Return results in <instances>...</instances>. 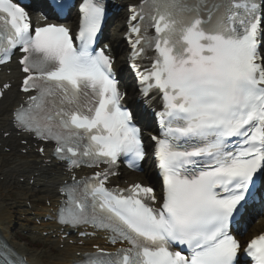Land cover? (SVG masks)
I'll use <instances>...</instances> for the list:
<instances>
[{
    "label": "snow or ice",
    "instance_id": "6c2138e0",
    "mask_svg": "<svg viewBox=\"0 0 264 264\" xmlns=\"http://www.w3.org/2000/svg\"><path fill=\"white\" fill-rule=\"evenodd\" d=\"M49 7L56 15L65 5L51 0ZM79 11L77 48L67 27L33 28L24 7L0 0V64L21 53L25 74L27 96L14 126L54 141V155L70 171L107 166L65 186L58 222L104 230L113 245H128L98 250L86 264H239L241 244L230 227L244 220L257 196L264 206V185L257 189L264 177V0H143L131 9V66L141 94L150 98L155 90L163 102L160 136L152 137L161 197L140 183L106 186L121 156L137 169L146 153L122 106L112 57L91 47L104 5L83 0ZM146 57L150 65L140 71L136 61ZM245 252L252 264H264V234Z\"/></svg>",
    "mask_w": 264,
    "mask_h": 264
},
{
    "label": "bare ground",
    "instance_id": "6f19581e",
    "mask_svg": "<svg viewBox=\"0 0 264 264\" xmlns=\"http://www.w3.org/2000/svg\"><path fill=\"white\" fill-rule=\"evenodd\" d=\"M123 21L124 19L122 14L116 17L112 21L113 30L109 33V37L111 39L110 43L112 44V52L117 56L118 65L120 67L123 66L122 60L125 54V47L120 41L123 33ZM124 86L125 88L129 89L130 83L128 82V80H125ZM132 91V88H130V95L132 94ZM14 97H16V94H14V92L12 91H9L8 96L4 101L5 107H16V105H14ZM4 126H7V121L1 119L0 128ZM15 141L16 138L9 137L3 140L2 143L13 146L14 149L16 145ZM17 159L20 161L18 162ZM41 165L42 162L38 159L37 155H34V153L32 152H29L25 157L19 156L18 158L13 159L10 163H8L7 156L3 155L0 151V178L3 177L6 181L4 185L0 184V234L3 235L7 240H11L12 242H14L13 248L23 256H28L32 264H70L73 261L79 260L76 257V253L89 250L90 245L89 243H87L85 247L68 245V241L74 239L73 237H70L64 240V242L62 243L64 244V248L62 250H59L58 248L61 244L59 241L60 236L56 239H53V236L57 234L56 232H54L55 226L43 221L41 222L40 226L36 224L37 220L44 218L48 213L49 209L45 206L44 200H55V186L60 180L58 169H55L53 167L48 170H44V168L40 167ZM20 179H27L28 182L29 180L33 179L34 183L30 187L28 182L25 185L21 184ZM37 185H40L38 191L35 188ZM15 187L19 188L20 191H22V195L20 197L21 200H24V203L27 201L31 202L33 206L32 211H30L25 206V204L22 205L20 202H14L12 205H10V212L8 214L6 213L7 205L5 199L3 200L2 198L4 197V194H6V191L8 189ZM14 209H17L20 211V213L25 214V217L23 218L24 220L21 218V216H19V214L13 216ZM32 213H34V216L32 215ZM13 220H15V222L19 224V227L21 229L30 232L29 234H32V232H37L39 233L38 236H40V239L51 243V245L58 250L55 258L51 261L42 259L41 255L32 254L28 251L26 246L16 243L18 238L15 236L12 230ZM263 231L264 220H259L246 234V238H250L251 236L257 235L259 232ZM49 232L52 233L50 234ZM43 233L49 234L45 238L42 236ZM35 238H37V236ZM92 244L96 245L94 242ZM31 246V244H28L29 248Z\"/></svg>",
    "mask_w": 264,
    "mask_h": 264
},
{
    "label": "rangeland",
    "instance_id": "374dc122",
    "mask_svg": "<svg viewBox=\"0 0 264 264\" xmlns=\"http://www.w3.org/2000/svg\"><path fill=\"white\" fill-rule=\"evenodd\" d=\"M108 41H109V38H108ZM0 181L3 183V181L0 179ZM14 196V194H13ZM3 200L5 199V202L11 204L12 201L10 200V197L6 198L5 195L4 197L2 198ZM19 200V196H15V201H18ZM15 233V236L17 238H20V239H24L25 241L22 242V244L24 246H27L28 244H32V248H28V250H30V252L32 253H37V252H42V254L44 256H48L51 255V250H50V246H49V243H47L46 241H43V240H39V239H34V238H24V237H21L20 233H19V230L18 231H14ZM35 247V248H33ZM55 256V253L53 252L51 258H53Z\"/></svg>",
    "mask_w": 264,
    "mask_h": 264
}]
</instances>
